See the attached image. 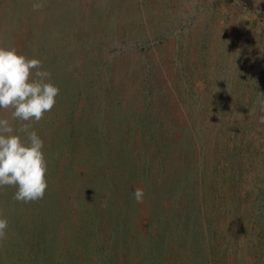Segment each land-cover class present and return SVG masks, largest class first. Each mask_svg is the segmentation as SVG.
Segmentation results:
<instances>
[{
  "label": "rangeland",
  "instance_id": "obj_1",
  "mask_svg": "<svg viewBox=\"0 0 264 264\" xmlns=\"http://www.w3.org/2000/svg\"><path fill=\"white\" fill-rule=\"evenodd\" d=\"M0 47L60 89L0 264H264V0H0Z\"/></svg>",
  "mask_w": 264,
  "mask_h": 264
},
{
  "label": "clouds",
  "instance_id": "obj_2",
  "mask_svg": "<svg viewBox=\"0 0 264 264\" xmlns=\"http://www.w3.org/2000/svg\"><path fill=\"white\" fill-rule=\"evenodd\" d=\"M42 7L40 3L32 5L34 11ZM49 77L40 59L28 58L14 47H0V110H13L11 120L0 118V187H16L13 199L25 203L44 197L48 166L43 139L29 123L21 124L14 134L12 120L39 122L53 109L60 89ZM258 103L264 113V99ZM259 123L264 124V115ZM133 195L137 203L144 202V189L136 188ZM7 228L8 221L0 214V240Z\"/></svg>",
  "mask_w": 264,
  "mask_h": 264
},
{
  "label": "trees",
  "instance_id": "obj_3",
  "mask_svg": "<svg viewBox=\"0 0 264 264\" xmlns=\"http://www.w3.org/2000/svg\"><path fill=\"white\" fill-rule=\"evenodd\" d=\"M228 110V109H227ZM238 121H234L232 122V128L229 127H222L223 130H217V133L220 134V137L222 138V134L224 135L225 141L227 143H229L232 139L234 140V138L236 137V134L234 135V131L233 129L236 127V125H238ZM237 131V130H236ZM237 145L239 144V142L237 141L236 143ZM237 177V175H235Z\"/></svg>",
  "mask_w": 264,
  "mask_h": 264
}]
</instances>
